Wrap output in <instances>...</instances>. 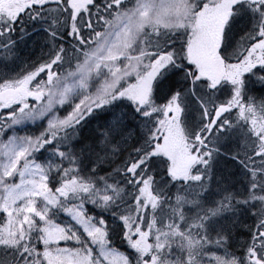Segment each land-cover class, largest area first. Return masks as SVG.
I'll list each match as a JSON object with an SVG mask.
<instances>
[{
	"label": "snow or ice",
	"instance_id": "snow-or-ice-1",
	"mask_svg": "<svg viewBox=\"0 0 264 264\" xmlns=\"http://www.w3.org/2000/svg\"><path fill=\"white\" fill-rule=\"evenodd\" d=\"M0 264H264V0H0Z\"/></svg>",
	"mask_w": 264,
	"mask_h": 264
}]
</instances>
